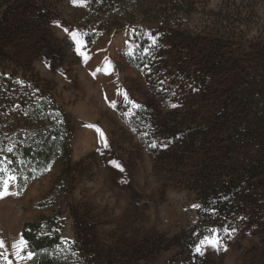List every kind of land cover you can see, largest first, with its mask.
I'll list each match as a JSON object with an SVG mask.
<instances>
[{
  "label": "rangeland",
  "instance_id": "1",
  "mask_svg": "<svg viewBox=\"0 0 264 264\" xmlns=\"http://www.w3.org/2000/svg\"><path fill=\"white\" fill-rule=\"evenodd\" d=\"M176 2L0 10V264H264V0Z\"/></svg>",
  "mask_w": 264,
  "mask_h": 264
},
{
  "label": "trees",
  "instance_id": "2",
  "mask_svg": "<svg viewBox=\"0 0 264 264\" xmlns=\"http://www.w3.org/2000/svg\"><path fill=\"white\" fill-rule=\"evenodd\" d=\"M10 0H0V10L8 5V2ZM152 3L156 4V6H159V11L154 12H147L146 14V20L148 21H156L157 19H160L163 17L164 20L168 19L169 14L166 12V8L163 5L164 0H151ZM197 2H202L205 4L207 0H177L175 6L176 7H186V8H192L195 4H198ZM1 21V20H0ZM1 23V22H0ZM1 25V24H0ZM4 34V29L0 26V59L3 60V58L6 56V52L4 50V46L2 44V36ZM32 148L31 147H23L22 152L25 153V155H32V157H36V155H41V150H36L35 154H32ZM36 224L34 222L26 223L22 228V237L28 242L29 246L33 249H40L42 247H45L49 244H52L57 241V236L51 237L49 233L47 234H41L39 233V236L36 235L37 229L35 228ZM49 234V235H48ZM38 264H52L50 260H39Z\"/></svg>",
  "mask_w": 264,
  "mask_h": 264
},
{
  "label": "snow or ice",
  "instance_id": "3",
  "mask_svg": "<svg viewBox=\"0 0 264 264\" xmlns=\"http://www.w3.org/2000/svg\"><path fill=\"white\" fill-rule=\"evenodd\" d=\"M74 2H76V0H74ZM81 2H85V0H81ZM65 31H67V29ZM75 35L76 34H73L74 38H75ZM152 41L155 44L156 43V38L152 37ZM113 106H115V102H113ZM137 107H139V105H137ZM173 107H175V105H173ZM97 132L100 134L101 139H104L103 131L100 130V129H97ZM105 143H106V141H105ZM153 146H155V145H153ZM9 151H11V149H9ZM111 163L113 164L114 167L120 169V171H123V168L121 167V165L119 164L118 161L113 160V161H111ZM16 179H17V177L14 174L13 175H7L6 174L4 177H0V198H3V197H5V196L10 194L9 191H8L9 184L15 182ZM12 194L18 195L19 193H12ZM193 207L198 208V207H200V205H193ZM232 231H235V229H232ZM225 232H227V229H225ZM211 233H212L211 237H205V239L203 241H201V243L202 244L208 243V244L213 245V246H218L220 244V239L216 235L217 230L216 229H212ZM26 243L27 242L24 241L23 238H21V240L18 242L17 245H13V247H17V252H16L17 256L20 255V250L24 246H26ZM3 245H4V241L0 240V247H2ZM197 251L199 252L200 248H197ZM33 255H34L33 253L29 252L26 258L27 259H31ZM21 258H25V257H21ZM9 264H11L10 261H9Z\"/></svg>",
  "mask_w": 264,
  "mask_h": 264
},
{
  "label": "built area",
  "instance_id": "4",
  "mask_svg": "<svg viewBox=\"0 0 264 264\" xmlns=\"http://www.w3.org/2000/svg\"><path fill=\"white\" fill-rule=\"evenodd\" d=\"M43 233H44V234H47L48 232L45 230Z\"/></svg>",
  "mask_w": 264,
  "mask_h": 264
}]
</instances>
